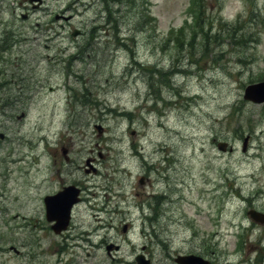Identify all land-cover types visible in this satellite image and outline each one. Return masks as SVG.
I'll return each instance as SVG.
<instances>
[{
	"label": "rangeland",
	"instance_id": "rangeland-1",
	"mask_svg": "<svg viewBox=\"0 0 264 264\" xmlns=\"http://www.w3.org/2000/svg\"><path fill=\"white\" fill-rule=\"evenodd\" d=\"M37 2L0 0V264H264V0Z\"/></svg>",
	"mask_w": 264,
	"mask_h": 264
},
{
	"label": "water",
	"instance_id": "water-1",
	"mask_svg": "<svg viewBox=\"0 0 264 264\" xmlns=\"http://www.w3.org/2000/svg\"><path fill=\"white\" fill-rule=\"evenodd\" d=\"M78 31H75L74 34H77ZM245 97L253 99L255 101H262L264 99V83L250 85L246 89ZM220 148L225 149V144H221ZM75 192L70 188L66 189L63 192H60L56 196L46 197V202L49 207L52 209H61L63 214L55 216L49 212V219L57 217V224L54 226L57 231H60L62 228H65L69 219L70 209L75 202ZM253 218L258 221H264V213L252 210L250 211ZM177 261L182 264H203L197 260L194 256L188 255L184 257L177 258ZM138 264H150L149 260H146L143 255L138 256Z\"/></svg>",
	"mask_w": 264,
	"mask_h": 264
},
{
	"label": "flooded vegetation",
	"instance_id": "flooded-vegetation-1",
	"mask_svg": "<svg viewBox=\"0 0 264 264\" xmlns=\"http://www.w3.org/2000/svg\"><path fill=\"white\" fill-rule=\"evenodd\" d=\"M44 4H42V5H39L37 8H39V7H42ZM34 6V5H33ZM35 7V6H34ZM69 151V149L68 148H65V149H63V152H68ZM56 154V153H55ZM78 186H82L81 184H79Z\"/></svg>",
	"mask_w": 264,
	"mask_h": 264
}]
</instances>
